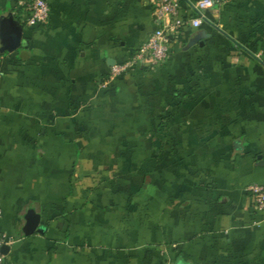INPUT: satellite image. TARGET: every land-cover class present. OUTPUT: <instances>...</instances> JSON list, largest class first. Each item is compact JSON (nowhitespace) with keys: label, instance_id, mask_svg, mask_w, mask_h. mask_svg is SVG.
Here are the masks:
<instances>
[{"label":"crops","instance_id":"1","mask_svg":"<svg viewBox=\"0 0 264 264\" xmlns=\"http://www.w3.org/2000/svg\"><path fill=\"white\" fill-rule=\"evenodd\" d=\"M21 1L0 0L2 264H264V0L205 10L158 69L113 79L158 28L151 0H46L34 27Z\"/></svg>","mask_w":264,"mask_h":264},{"label":"built area","instance_id":"2","mask_svg":"<svg viewBox=\"0 0 264 264\" xmlns=\"http://www.w3.org/2000/svg\"><path fill=\"white\" fill-rule=\"evenodd\" d=\"M228 1L198 0L185 8L182 0H151L157 14L158 28L131 59L112 67L110 78H116L136 67L148 70L158 69L173 54L174 47L180 40L181 28L184 25L190 23L195 28L200 27L204 20L203 12L205 10L222 6ZM20 8L23 13V21L28 27L46 24L49 20L50 8L46 0H23L20 2ZM247 190L253 195L256 208L264 212V186L253 184ZM5 244H8L6 237L0 236V249ZM2 262L3 256L0 251V264Z\"/></svg>","mask_w":264,"mask_h":264},{"label":"water","instance_id":"3","mask_svg":"<svg viewBox=\"0 0 264 264\" xmlns=\"http://www.w3.org/2000/svg\"><path fill=\"white\" fill-rule=\"evenodd\" d=\"M8 28L2 30L1 41L4 50L13 51L18 48L21 44V34L22 26L19 23H16L12 16L9 17L7 22ZM27 227L25 229V234L30 235L35 231L40 232V217L35 215L33 211H30L27 216ZM4 249H7L3 245L0 249L2 252Z\"/></svg>","mask_w":264,"mask_h":264}]
</instances>
